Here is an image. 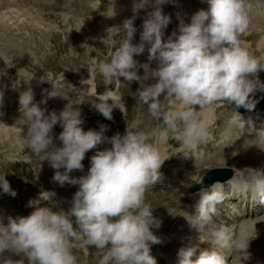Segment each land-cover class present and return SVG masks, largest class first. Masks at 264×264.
Segmentation results:
<instances>
[{
	"label": "clouds",
	"instance_id": "1",
	"mask_svg": "<svg viewBox=\"0 0 264 264\" xmlns=\"http://www.w3.org/2000/svg\"><path fill=\"white\" fill-rule=\"evenodd\" d=\"M173 2L133 0V15L120 26L124 38L119 47L95 66L108 85L114 80L137 83L140 69L152 70L154 82L136 93L149 115L161 122L159 127L141 130L143 120L136 119L123 135L108 137L106 125L85 131L82 110L70 101L58 114L49 113L33 102L31 88L21 93L24 116L15 123L20 125L25 148L48 162L54 183L78 186V190L67 211L58 202L55 210L42 206V200L53 201L56 196L46 191L29 201L33 208L29 215L8 216L7 223L0 215V264H77L73 249L88 246L95 249L96 264H157L151 246L162 242L153 232L162 221L146 203V193L160 182L161 169L170 158L162 154L160 145L174 138L202 160L205 153L200 146L212 139L213 124L202 113H214L215 105L227 101L238 118L239 109L253 110L259 103L257 94H264L259 75L264 72V57L250 52L242 39L250 27L246 0H206L207 10L194 13L190 23L178 17V28L166 36L172 18L164 6ZM138 18L140 29L135 25ZM138 31L139 42L133 43ZM145 53L147 62L142 64L136 57ZM47 96L57 97L54 90ZM91 107L109 121L114 109L125 110L123 98L110 90ZM57 125L62 131L55 136ZM102 145L110 147L101 150ZM92 150L95 154L86 174L72 176L74 171L84 172L82 162ZM0 190L13 198L17 195L6 176H0ZM255 190L264 204V180L256 181ZM196 195L195 224L206 228L215 223L217 206L225 199L222 184L201 187ZM249 247L250 240L235 237L231 226L220 223L211 232L207 248L190 238L178 250L177 264H227L224 250L237 249L251 258Z\"/></svg>",
	"mask_w": 264,
	"mask_h": 264
},
{
	"label": "bare ground",
	"instance_id": "2",
	"mask_svg": "<svg viewBox=\"0 0 264 264\" xmlns=\"http://www.w3.org/2000/svg\"><path fill=\"white\" fill-rule=\"evenodd\" d=\"M92 1H96L92 4L93 8L90 6ZM27 2L30 5H32L33 8H36V11H38V9L42 11L45 9L63 8L66 6L67 3H69V0H15V1L6 0L5 2H0V16H1L2 11L4 9L12 7V6H17L18 8H21L22 10L27 12L26 14H28L30 16H34L36 13L33 12L30 8H28L25 5V3H27ZM70 4L71 5H68L69 7H74L75 11L78 12L79 15L85 17L86 19L91 20L93 25H96V21L99 25H101V24L106 23L105 19H103V11L107 7H109L112 3L109 0H73V2ZM43 18L44 19H54V20L58 19V17L56 15H54V17H50V15H48V16L43 15ZM106 24L110 25V22H107ZM58 25L60 27H63V24L61 21H58ZM52 37H51V39H52ZM16 42L17 41L15 39H12L9 36L7 29L4 26L0 25V52H9L12 55H14L16 58L15 59L16 65H18V66L27 64L28 67L33 68L34 66L29 60H21V58L18 56V54H20L21 49L17 47ZM19 46L26 48L27 44L26 45H19ZM36 49L38 51H41L42 46L39 44L36 47ZM23 54H24V51H23ZM21 63H23V64H21ZM10 68L13 71V68L12 67H10ZM202 118L210 119V117L204 113H202ZM232 125H233V123H232ZM251 140L253 143V148L251 150L241 149L240 150L241 153H240L238 149L232 148V150H231V148H230V150L225 149L224 150L225 155H223V153H222V155L224 157H226L227 159L240 157L241 160L236 165H234L235 167H242V166H244L246 168L249 167L248 164H243L241 162H248V163L256 164L257 166H263L264 165V147L261 146L257 141H254L253 137H251ZM216 151H217V154L222 152L221 150H216ZM204 159H206V158H204ZM228 166H230V165H228ZM210 226L215 227V225H213V224H211ZM251 226H252V224H245L243 232H249L251 229Z\"/></svg>",
	"mask_w": 264,
	"mask_h": 264
},
{
	"label": "rangeland",
	"instance_id": "3",
	"mask_svg": "<svg viewBox=\"0 0 264 264\" xmlns=\"http://www.w3.org/2000/svg\"><path fill=\"white\" fill-rule=\"evenodd\" d=\"M68 5H71L70 3H67ZM9 7V6H8ZM38 11L40 12L41 10H39L38 9ZM43 11V10H42ZM17 12H20V13H22L23 15H25L27 12H25L24 10H22L21 8H18L17 9ZM50 17H54V15H50ZM93 26L91 25V28H92ZM6 28V27H5ZM103 29L104 28H102L101 30H100V32L98 33V37L96 38V41L98 42V44H96V43H94L93 44V46H91V48H90V52L84 57V60H86V62H87V64H90V63H94L95 64V62H94V58L95 57H97V54H98V48L101 46V49H104L105 48V46L103 45V38H102V36H104V34H102L103 32ZM37 37H34V36H31V40H30V43L32 44L33 43V41L36 39ZM72 38L73 39H75L76 37H74V35L72 36ZM13 39V38H12ZM12 41V40H11ZM45 41H46V44H47V46H48V41H47V38L45 37ZM51 41L53 42L54 41V37H52V39H51ZM14 42V41H13ZM27 43L26 42H23L22 44H18L17 42H16V45H17V47L18 48H20L21 50H20V54H18V56L21 58V60H24L23 59V50L25 49L24 47H20L19 45H26ZM4 53H6V54H10V55H12L11 53H9V52H4ZM93 54V55H90V54ZM14 58H15V56L14 55H12ZM16 59V58H15ZM0 62H1V60H0ZM79 62L80 63H84L85 61H82V60H79ZM21 64H23V63H21ZM15 66H18V65H16V61H15V64H14ZM27 65V64H26ZM28 66V65H27ZM5 68H6V71H7V73L8 74H10V75H12V70H11V68L9 67V66H5ZM34 68V67H33ZM103 82H104V79L102 78V77H97V78H95L94 80H90V85L92 86L93 85V83H95L96 84V86H97V88L98 87H101L102 85H103ZM30 86L32 87V88H34V84H33V82H31V84H30ZM118 92H119V94H121L122 96H124V95H129L130 96V98H129V103L131 104V106H133L134 104L135 105H138L139 104V98L138 97H136V93H131V92H129V91H127V90H122V87H119L118 89ZM58 94H59V98H60V100L61 99H63V98H66V99H70L71 100V103H79L82 99H83V93L82 92H80V91H77V90H73L72 89V87H71V85L68 83V82H64L61 86H60V88L58 89ZM93 101V100H92ZM15 102H16V98L13 100V101H10V103H9V107L7 106L6 108H5V112H14L13 110H14V105H15ZM134 120H136V111L134 110V112L129 116V121L130 122H132V121H134ZM127 125H130V123H123V124H121L120 125V129H121V134L123 135L124 134V132H125V129H126V126ZM186 148V147H185ZM222 152L221 153H218L217 154V151H215V152H213V156L212 155H210L207 159H204V161H205V163L204 164H208V165H212V164H215V165H218V164H220V165H225V166H228L229 164L225 161V159H227L226 157H224L223 155H225V152H224V150H221ZM222 153H223V155H222ZM221 154V155H220ZM218 160V161H217ZM200 164V163H199ZM235 164H230V166L232 167V166H234ZM255 166H257L256 164H255ZM259 167H261V166H259ZM33 169V172L34 173H36L35 172V166L34 165H30L29 166V168H24V169H19V170H17V173L18 174H20V178L21 177H23L24 175H26V173L28 172V171H30V169ZM249 168V167H248ZM72 176H74L75 177V175L73 174ZM13 181H15L16 182V180L15 179H13ZM17 184H19L20 186H22V189H23V191L25 192V193H29V192H31V188H29L28 187V185L27 184H25V183H22V182H20V181H17ZM72 189H73V191H77V186H72ZM73 252H74V255H75V253H76V251L73 249ZM77 264H82V259L81 258H79V257H77Z\"/></svg>",
	"mask_w": 264,
	"mask_h": 264
}]
</instances>
